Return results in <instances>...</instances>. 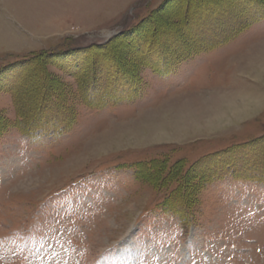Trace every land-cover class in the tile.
<instances>
[{
    "label": "rangeland",
    "instance_id": "obj_1",
    "mask_svg": "<svg viewBox=\"0 0 264 264\" xmlns=\"http://www.w3.org/2000/svg\"><path fill=\"white\" fill-rule=\"evenodd\" d=\"M0 264H264V0H0Z\"/></svg>",
    "mask_w": 264,
    "mask_h": 264
},
{
    "label": "bare ground",
    "instance_id": "obj_2",
    "mask_svg": "<svg viewBox=\"0 0 264 264\" xmlns=\"http://www.w3.org/2000/svg\"><path fill=\"white\" fill-rule=\"evenodd\" d=\"M258 97L259 96H257V93L250 92V91L248 92L246 90H244V92H237V93L235 92V95H232V97L230 96V97H227V99L225 98L226 101L224 100L225 103L223 102L224 107L219 108L220 110L218 109L216 112H214L213 110L210 112H207L203 116L206 117L205 120L208 126L215 125L217 121L224 122V121L230 120L232 114L233 113L236 114L237 111H239L240 109L242 112L246 111L247 113V111L251 109L252 104L258 105L259 104L258 100L260 99ZM254 98H257V99H254ZM235 118H239V117L235 116Z\"/></svg>",
    "mask_w": 264,
    "mask_h": 264
},
{
    "label": "trees",
    "instance_id": "obj_3",
    "mask_svg": "<svg viewBox=\"0 0 264 264\" xmlns=\"http://www.w3.org/2000/svg\"><path fill=\"white\" fill-rule=\"evenodd\" d=\"M259 15H262V12H261V11H258L256 14H253V15H250V16H251V17H254V18H259ZM257 20H258V19H257ZM116 37H117V36H116ZM116 37H114V38L108 40L107 42H105L104 44H100V45H98V46H99V47L106 46V45H107L108 43H110L111 41H114Z\"/></svg>",
    "mask_w": 264,
    "mask_h": 264
}]
</instances>
